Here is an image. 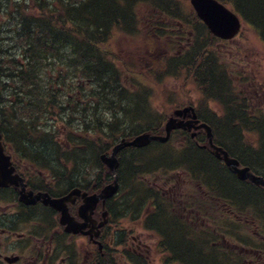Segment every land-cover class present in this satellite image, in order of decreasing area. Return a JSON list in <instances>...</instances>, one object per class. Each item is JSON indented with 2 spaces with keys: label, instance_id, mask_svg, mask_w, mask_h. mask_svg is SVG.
Listing matches in <instances>:
<instances>
[{
  "label": "rangeland",
  "instance_id": "1",
  "mask_svg": "<svg viewBox=\"0 0 264 264\" xmlns=\"http://www.w3.org/2000/svg\"><path fill=\"white\" fill-rule=\"evenodd\" d=\"M43 1L45 4L44 12L47 14L46 0ZM167 2H170L172 9L176 14H179L178 19L184 22L186 31H193L196 35V49H198L200 55L193 58L194 64L193 61L192 64L190 63V57L186 61L187 63L182 62L181 65L176 63L175 58L178 56L176 53L179 51L172 44L173 39L171 40L168 37L169 32L176 27L177 23L174 22L176 18L167 17L157 12V10L155 11L154 5H160L158 0L140 2L135 8V12L138 14L137 27L134 31L128 33L125 30L116 32L114 35L118 40L114 42L111 53L113 54L112 59L115 60L123 73L119 81H124L125 84L131 87H134V83L137 81H143L144 85L148 86L146 87V93L139 97H127L131 94H127L123 98L116 97V105L108 107L110 110L107 107L105 108V105H100L98 109L92 107L97 109L100 114L99 117H102L100 122L104 128L103 137L105 140L94 147L92 145L81 146L84 152L81 160L76 156L72 157V155L63 156L61 150L52 145V140L59 143L64 135L63 142L60 144L65 147L68 145L70 148V142L66 141L67 131L58 127L56 122L67 123L70 114V120L79 123L82 116L90 115L92 108L87 106V109L82 111L84 106L79 102L72 105L67 104L68 108L63 114L57 113L52 116L49 112H46L41 117L40 113L39 118L34 120L35 127L27 126L30 120L25 115L26 119L12 120L13 124L8 126L10 133L7 132V124L4 123L6 117L3 120L4 117L0 112V123L5 126V128L0 129L4 132L7 141L10 138L14 151L25 157V160H29L27 157L36 160L30 154L29 147L40 150L53 158L56 156L62 157L64 159L62 164L73 158L74 161L76 160L77 165L72 166V168L66 167V170L70 169L72 171L79 168L82 172H90L91 177L100 179V183L103 184L109 178L113 180V175L99 160V155L102 153L99 149L103 144H105V147L112 140L110 139L112 133L109 127H116L115 133H118L114 145L122 137H134L149 130L150 127L153 128L152 126L156 127L155 131L157 133L162 134L165 129V121L173 110L184 108L187 105L197 106L199 112L204 116H206L207 109H209L216 113L215 115L210 112V115L217 117L218 123L223 124L224 121L221 122V120L224 119L225 112L219 108L221 100L218 97H221V95L224 97L230 96L229 90L233 88L236 89V93H234L236 96L241 91L245 97L239 98L248 100L249 105L251 103L249 110L252 114L256 110L257 112L261 111L260 114L264 116V41L261 39L259 32L239 14L243 19L241 32L232 40L223 42L213 36L206 25L198 19L196 13L191 10L190 0H167ZM34 3H38V1L0 0V29L4 31L2 34L0 32V37H4L6 40L0 42L2 49H8L11 46L10 51H15L13 47L17 45V40L14 26L18 25L23 17H34L31 13H35L36 17L40 16L42 10L41 8L36 9ZM188 9L193 13L187 15ZM47 18L49 19V16ZM162 26L165 27L160 29L159 27ZM151 27L153 28L149 30L150 33L160 36L153 37L151 34L148 36L146 30ZM9 28H13V30L10 31ZM143 42L147 44V47L139 49L136 45ZM159 53L164 55L158 57ZM147 56L148 59H146ZM215 56L219 58L222 65H226L227 75L233 80V82L229 81L230 84L232 83L229 88L225 82H222L225 84L224 86H218L217 97L211 89L207 88L213 83V79L211 72L208 73V66L206 65L209 63L208 61L214 60ZM208 58L211 59L208 60ZM151 59L157 60L155 66L150 63L149 60ZM127 69H129V72H127ZM213 74L216 73L213 72ZM3 84L11 86L10 90L17 86L13 81L4 79ZM60 94L62 95L61 92ZM115 94L119 95L117 92ZM9 95L10 93L4 92L7 105L5 109L8 111L7 120H11L12 117L10 111L12 109L7 104V99L12 98ZM64 100L66 98L62 95V101ZM143 106L145 107L143 114L146 116L138 120L133 115V110L138 107L143 109ZM76 107H78L79 112L73 114ZM119 109L122 110L118 112V116H114V111ZM127 110L130 111V114H126ZM75 122L73 123L76 124ZM40 128H42L44 134L42 138H40ZM68 129L70 131V128ZM219 129L222 137L226 136L220 126ZM72 135H75V132H72ZM186 135V133L181 132L174 133L173 139L167 143L162 145L152 143L149 147L141 148L140 152L129 150L124 155L123 168L119 171L122 186L111 203L112 218L114 220L112 224L119 232L118 236L126 231H129L130 234L133 233V238H137L136 243H134V248L137 249H139V244L144 246L146 242L149 243L153 252V264H194L191 260H198L200 264H210V262L212 264H264V258L260 259V263H258V261L256 262L258 257L253 256L255 259L251 260V255L247 256L245 251L241 256V250L238 248L240 238L245 237L250 240L249 237H252L258 240L260 238L256 235L258 230L264 235V212H261V209L264 210L263 193L255 198L243 197L240 209H238L242 212L239 216L231 214V211L224 208L225 205H219L217 200L212 201L215 206L210 204L209 193L206 192V189L196 187L195 183L199 182L194 181V175H191L189 170H182L180 167L172 170L170 167L172 162L180 158L178 155L190 150V147L186 146L187 141L189 143L193 142V145L196 146V140L192 138L187 140L188 136ZM15 136L19 139L16 140ZM24 137L26 138L20 143V140ZM27 137H32L33 140L30 141ZM231 138L232 140L223 138V141L227 146L235 149V142L238 144L237 139L234 142V138ZM246 140H248L247 144L253 150L252 154L260 150L255 136L246 134ZM199 142L201 144L205 143L204 141ZM204 155L206 154H202V158ZM156 160L161 161L162 164L159 166L154 165L157 163ZM145 163H152L151 167L141 168L146 165ZM262 169L259 168L261 173L264 172V169ZM66 170L63 168V173ZM91 177L89 178L92 179ZM58 179L59 181H51L50 183L54 182V188L61 191L64 183L60 173ZM212 179L215 181L214 178ZM217 181L220 182L221 186L226 185L225 188L229 191L237 188L245 190L248 187V185H240L242 183L240 181H233V184L228 186L223 177H218ZM152 192H158L159 197L153 201L146 200L145 196L152 194ZM246 202H250L252 205H244ZM150 204L153 209L156 205L160 206V210L163 211H159L160 213L158 212L154 217L151 216L152 212L148 207ZM197 213H199V216L196 215ZM159 220L161 221L159 222ZM150 222L151 224H149ZM241 225H244V228ZM157 227H160V229ZM213 227L220 228V232L213 231ZM211 228L213 230H210ZM166 231L167 234H170V236H166V239L169 238L173 243L179 242L178 248L175 247L176 251L178 253L184 252L183 255L187 260H182L181 255L175 254L172 243L171 245L167 244L166 247L160 246L159 240L167 235ZM212 231L215 239H221L222 241L225 239L226 242L223 245L213 247V250H208L206 243L210 239ZM224 235L225 237H223ZM234 242L238 246L235 247ZM192 248L194 249L192 250ZM117 254L121 259V263L131 262L129 259L131 253L127 245L118 246Z\"/></svg>",
  "mask_w": 264,
  "mask_h": 264
},
{
  "label": "trees",
  "instance_id": "2",
  "mask_svg": "<svg viewBox=\"0 0 264 264\" xmlns=\"http://www.w3.org/2000/svg\"><path fill=\"white\" fill-rule=\"evenodd\" d=\"M36 1H38V3H34V7L36 9L41 8L42 10L40 16L36 17L35 13H31L34 17H23L22 21L14 26L16 28L15 37L17 45L14 46L13 49H15L16 53L11 54V46H9L8 49H2L0 47V112L4 117L3 120L6 117L4 123L7 124L8 133H10L8 126L13 124L12 120L26 119V115L30 120L27 126L35 127L36 124H34V120L39 118L40 113L41 117L44 116L46 112L55 116L57 113L63 114L68 108L67 104H77V100L73 99L72 101L68 95L60 91L66 98V100L62 101V95L58 89L56 90L57 93H55V88L50 84H42V82H40L46 77H49V73L46 72L47 67L42 65L44 61L48 62L51 59H53V61H70V66H74L76 69H79L83 64L82 70L77 76V81L82 83L85 81L91 82L92 80H104L106 82L103 85L104 89L110 90V92H107L108 96L105 99L106 105L111 104L115 106L116 97L123 98L126 97L127 94H131L127 95V97H139L146 93V90H140V92L127 90L126 92L119 93V95L113 92L115 89L112 87L110 88L109 83L111 85V83L119 81L123 73L117 66L115 60L112 59L113 54L111 51L113 47H110L107 42L112 38L115 27L126 26L129 24L131 18L134 19L138 16L137 12H135V8L140 2L151 0H46L49 14H45L44 12V1ZM221 1L242 15L247 23L259 32L261 39L264 41V0ZM158 2L162 4L163 0H158ZM154 6L157 7V5ZM47 16H49V19ZM9 29L10 31L13 30V28ZM0 32L2 34L4 31L0 29ZM2 41H6L4 37H0V42ZM64 53H67V55L65 56ZM50 55H53V58H50ZM188 55L190 56V63L192 64L193 58L198 57L200 54L198 53V49L193 47L188 51ZM208 62L209 63L206 65L208 66V73L211 72L213 79V83L209 86L213 85L216 87L214 94L217 97V91L219 90L218 86H224L225 84L222 82H225L227 83L226 86L229 88L232 85L229 81L233 82V80L227 75L226 65H222L219 62V58L215 56L214 60ZM28 72L34 73L32 78L28 76ZM127 72H129V69H127ZM213 72L216 74H213ZM3 79L13 81L17 86H14L10 90L11 86L3 84ZM5 89L7 90L4 91ZM4 92L10 93L9 97H12L11 99H7V104L12 109L10 110L12 114L11 120H7L8 111L5 109L7 105L5 103ZM229 92L230 96L228 97L222 95V98L218 97L221 100V105L219 107L224 109L231 106L232 116L222 119L221 122L224 121L223 124H219L218 121H212V123H214L215 132L218 135L217 138L220 141V137H222L219 129L220 126L224 134L228 136L227 138L232 140L231 137H233L234 142L237 139L238 144L235 142V149L228 146L231 155L233 154L235 157H238L243 164L249 165L250 167L256 168L257 166L264 169V116L255 113L252 114L250 112L251 103L249 105L248 100L239 98L245 97L241 91L237 96L234 94L236 93V89L233 88L229 90ZM25 97H28L30 104L26 108L27 110L24 109V111L21 112L19 109H22L21 106ZM103 103L104 100L99 99L92 107L98 109ZM80 104H83L84 107H82V111H85L87 109L85 102L81 101ZM138 108L143 114L145 107L143 106V109L140 107ZM97 109L92 108L90 115L86 114V116H82L81 122L79 123L70 120V114L67 123H58L55 121L58 127L67 131L66 141L70 142L69 145L72 143V132H75L76 141H78V146L80 147L90 145L94 147L104 142V128L100 122L102 117H99L100 114ZM207 111L216 115V113L209 109H207ZM78 112V107L74 108L73 114H78ZM211 113L206 114L205 117L212 116L210 115ZM235 118H238L240 123H238L237 128L233 130L234 132H229V127ZM0 128H5L4 124L0 123ZM68 128H70V131ZM109 128L112 133L110 136L112 140L109 141L105 147V144L101 146L99 150L102 151V153L111 152L117 140L118 133H115L116 127ZM41 129L42 128L39 130L41 132L40 138L44 135ZM178 132L186 133V136H188L187 140H191L192 136L190 132L175 131L174 133ZM233 133L236 136L230 137ZM246 134L257 136L258 148L260 149L258 152L252 154L253 150L250 148L251 146L247 144L248 140L245 141ZM27 138H29L30 141L33 140L32 137ZM63 139L64 135L59 143L52 140V145L57 146V149L61 150L63 156L72 155V157L76 156L81 160L83 156H79L74 147L71 146L69 148L68 145L65 147L60 144L63 142ZM198 142L199 141L196 142L195 146L193 142L189 143L187 141L186 146L190 147V150L182 155H178L180 158L172 162L170 167L172 170L177 169V167H180L182 170H189L191 175H194V181L197 180L199 182L197 184L195 183L196 187L206 189V192L209 193V201L217 200V203L222 206L235 205L240 207L241 196L238 194L234 193L228 196H219L214 190V186L220 189L221 187H226V185H220V182L217 181L218 177H223L226 180V184L230 186L229 184H233V181H238L235 175L231 173L223 162H219L210 151L199 146ZM129 150L136 152L141 151L133 147L124 149L120 153L121 163H124V155L128 153ZM202 154L206 155L202 158ZM152 163H145L146 165H143L141 168H150ZM64 164L66 167L71 164L77 165L76 160H68ZM161 164V161H157L154 165L159 166ZM212 178H214L217 183H215ZM203 180L207 181L212 187L204 185ZM157 197H159L158 192H152V194L145 196L146 200L150 199L151 201L155 200ZM222 198L225 199V203L222 202ZM244 205L252 204L246 203ZM154 206L153 209L151 204L148 205L150 212H152L151 216L153 217L159 211H163L162 209L160 210V206ZM196 215L199 216V213ZM160 221L161 220H159V222ZM149 224H151V222ZM157 228L160 229V227ZM173 251L178 256L181 255L180 258L182 260H187L183 255L185 254L184 252L178 253L176 250ZM191 262H193V260H191ZM106 264H112L111 260Z\"/></svg>",
  "mask_w": 264,
  "mask_h": 264
},
{
  "label": "flooded vegetation",
  "instance_id": "3",
  "mask_svg": "<svg viewBox=\"0 0 264 264\" xmlns=\"http://www.w3.org/2000/svg\"><path fill=\"white\" fill-rule=\"evenodd\" d=\"M174 22L177 23L176 27L169 32L168 37L173 39L172 44L178 48L179 52L176 54L179 56L196 47V35L193 31H186L183 21L174 20ZM163 27L165 26L159 28L163 29ZM152 28L146 30L148 36L151 34L149 30ZM151 35L153 37L160 36ZM227 40L221 39L223 42ZM136 46L140 49L147 47V44L143 42ZM162 55L164 54L159 53L158 57H162ZM148 58L147 56L146 59ZM149 61L152 65L157 62L156 59ZM209 113L207 112V114ZM189 114L191 113H188L186 119L190 117ZM8 139V141H3V148L9 161L3 158L0 162V264H106L109 260L112 264L154 263L149 243L145 241L146 244L144 246L139 244V249H137L134 248L137 238H133V233L130 234L129 231H126L118 236L119 232L112 224L114 220L111 203L115 197L107 199L105 203L101 200L93 211H88L86 217L81 214L80 207L85 201L82 194L87 193L90 196L99 193L107 183L113 181L111 178L101 184L100 179L91 177L90 172H82L79 168L72 171L66 170V165L62 164L64 160L62 157L53 158L30 147V154L36 160H32L30 157H27L29 160H25V157L14 151L10 138ZM15 139L19 138L15 136ZM24 139L22 138L20 143ZM10 156L12 165H10ZM70 160L74 161L73 158ZM72 166L75 165L71 164L67 168H72ZM12 167L13 171L11 172ZM63 168L66 170L65 173L62 171ZM59 173L64 183L61 191L54 188V182L50 183L59 181ZM72 179H74L72 184L66 182ZM176 185L174 186L176 187ZM74 189H80V195H73L65 205L73 223L77 224V230L69 231L68 223L62 222L63 210H59L51 204L48 205L43 198L36 199L35 196L38 193H44L52 198L61 199ZM241 213L237 212V214ZM102 222H104L103 225H101ZM241 226L244 228V225ZM213 231L220 232V228L215 227ZM213 231L206 243L208 250H213V247L226 242L225 239L223 241L215 239ZM165 233L167 234V231ZM256 235L260 237L258 240L252 237H249L250 240L245 237L240 238L238 248L241 250V256L245 251L247 256L251 255V260L258 257L256 262L260 263V259L264 258V235L259 230ZM166 236H170V234L164 235L159 240L160 246L166 247L167 244L171 245L172 243L173 250H176L175 247L178 248L179 242L173 243L169 238L166 239ZM121 245H127L130 250L129 259L131 262L121 263L117 254V248ZM234 246L236 247L238 244L234 242ZM195 262L194 264H200L198 260ZM210 264L212 263L210 262Z\"/></svg>",
  "mask_w": 264,
  "mask_h": 264
},
{
  "label": "bare ground",
  "instance_id": "4",
  "mask_svg": "<svg viewBox=\"0 0 264 264\" xmlns=\"http://www.w3.org/2000/svg\"><path fill=\"white\" fill-rule=\"evenodd\" d=\"M190 6H191V10L194 12V13H196V15H197V17H198V12H197V9H195V7H194V5H193V3H192V1L190 0ZM169 9V10H168ZM154 10L156 11L157 10V12H160V13H162V14H164L165 16H167V17H172V18H176L175 20H180V19H178V15L179 14H176V12L172 9V6H171V4H170V2H167V0H163V3L162 4H160V5H157V7H155L154 8ZM192 11H190L189 9L187 10V12H186V14L187 15H189L190 13H193ZM138 16H136L134 19L133 18H131L130 19V22H129V24L128 25H126V26H123V27H115V29H114V31H113V33H112V38L107 42V44H109L110 45V47H112L113 46V44H114V42L115 41H117L118 40V38L117 37H115V33L116 32H121V31H123V30H125L126 31V33H128V32H130V31H134L135 30V28L137 27V25H138ZM217 38H219L220 40H221V38L220 37H218V36H216ZM222 40H224V39H222ZM230 40V39H229ZM13 53H16V51H11V54H13ZM68 53V52H67ZM67 53H64V55L66 56L67 55ZM50 58H53V55H50L49 56ZM189 55H188V52H186V53H183L182 55H179V56H177L176 58H175V60H176V63L178 64V65H181L182 64V62H186V61H188V59H189ZM187 63V62H186ZM82 64V63H81ZM42 65L43 66H46L47 67V72L49 73V77L47 78H45V79H43L42 81H40V82H42V84H45V83H47V84H50L52 87H54L55 88V90H54V92L55 93H57V89L59 90V91H61L62 93H64L65 95H68L70 98H71V100L73 101V99L74 100H77L76 102L78 103H80V100L81 101H84L85 102V106H88V107H92V105H94V103H96L97 102V100H99V99H102V100H104V103H103V105H105V108L107 107V109H109L108 107H110L111 106V104H108V105H106V97L108 96L107 95V92H110V90L109 89H104V87H103V85L106 83L104 80L103 81H97V80H92L91 82H88V81H85V82H78L77 81V76H78V74H79V72H81V70H82V66H83V64L79 67V69H76L74 66H70V61H53V59H51V60H49L48 62H46V61H44V62H42ZM33 74L34 73H32V72H28V76L30 77V78H32L33 77ZM107 81V80H106ZM95 83V84H94ZM113 86H111L110 85V83H109V86H110V88L112 87L113 89H115V91H113V92H117V93H121V92H126L127 90H131V91H140V90H146V87H148V86H146V85H144V83H143V81H137L136 83H134V87H131V86H129V85H127V84H125L124 83V81H117V82H114L113 84H112ZM208 89H211V91H213L212 93L214 94V92H215V86H209V87H207ZM109 90V91H108ZM75 102V101H74ZM207 102V101H206ZM205 102V103H206ZM29 104H30V100L28 99V97H25L24 99H23V102H22V106H21V108L22 109H19L21 112H23L24 111V109H26L28 106H29ZM189 106H192V105H188V106H184V107H189ZM220 108V107H219ZM177 109H184V108H177ZM27 110V109H26ZM25 110V111H26ZM110 110V109H109ZM122 109H119V110H115L114 111V116H118V112L119 111H121ZM175 110V109H174ZM173 110V111H174ZM254 110V109H253ZM192 114H197V119L199 120V122H198V124H200V123H205V124H209L211 127H212V133H213V135H214V141H215V143L217 144V146H222L224 149H226V150H228V146L226 145V143L223 141V138H227V136H224V137H220V141L218 140V135L216 134V132H215V129H214V123H212V121L213 122H215V121H218L217 120V117H215V116H207V117H205L204 116V114H202L201 112H199V109H198V107L197 106H192V110L190 111ZM223 112H225V114H224V118H230V116H232V113H231V106L230 107H228V108H224L223 109ZM254 112H255V114H257V115H262V114H260V113H262L261 111L260 112H257L256 110H254ZM126 114H130V111L129 110H127L126 111ZM142 112L140 111V109L138 108H135L134 110H133V115L134 116H136V118L139 120V119H141V118H143V117H145V115L144 114H142ZM173 114V112L171 113V115ZM170 115V116H171ZM169 116V117H170ZM168 117V118H169ZM167 118V119H168ZM190 118V117H189ZM211 121V122H210ZM166 122V121H165ZM233 123L231 124V126L229 127V132H231V131H233V130H235L236 128H237V126H238V123H240V120L238 119V118H235L233 121H232ZM151 125H154V124H151ZM153 128H149V130H147V131H145V132H147L148 134H159V133H157L156 131H155V129H156V127H154V126H152ZM226 127H227V125H226ZM175 131H188V132H190L191 133V136H192V133L193 132H196V136H192V138L194 139V140H196V142L197 141H205V143H200V142H198V145L199 146H201V147H203L204 149H207L208 151H210V153L212 154V152H211V147L208 145V135H207V131H206V129L204 128V127H200V128H198V129H193L192 131H190V130H187V129H185V130H183V129H178V130H174V132ZM174 132H172V134H171V138L167 141V142H169V141H171L172 139H173V135H174ZM234 132V131H233ZM165 133V129H164V132L162 133V134H164ZM162 134H160V135H162ZM231 136H236L234 133L233 134H231L230 135V137ZM255 137H256V140H257V136L256 135H254ZM122 138H126V137H122ZM121 138V139H122ZM129 139H132L133 137H128ZM127 138V139H128ZM197 138V139H196ZM227 139H229V138H227ZM71 141H72V143H71V145H70V147L72 146V147H74V149H75V151L79 154V156H83V148H81L80 146H78V141H76V137H75V135H72L71 136ZM119 142V141H118ZM117 142V143H118ZM155 142H157V143H159V145H162L163 143H167V142H163V143H161V142H159V141H153L152 143H155ZM151 143V144H152ZM151 144L150 145H148V146H146V147H149V146H151ZM117 145V144H116ZM116 145H114L113 146V148L116 146ZM80 147V148H79ZM146 147H142V148H146ZM112 148V149H113ZM133 148H135V147H133ZM112 149H111V152H106V153H108V154H111L112 153ZM125 149H127V148H125ZM135 149H138V148H135ZM141 149V148H140ZM139 149V150H140ZM124 150V149H123ZM122 150V151H123ZM122 151H120L119 152V154H118V157H119V162H120V153L122 152ZM228 152H229V150H228ZM101 154H103V153H101ZM101 154L99 155V160H100V162L101 163H103L107 168H108V170L110 171V169H109V167L104 163V162H102L101 161V159H100V157H101ZM229 154H230V152H229ZM213 155V154H212ZM214 156V155H213ZM230 156L232 157H235L233 154L231 155L230 154ZM215 157V156H214ZM216 158V157H215ZM237 159H239L238 157H236ZM216 159H218V158H216ZM158 160H156V162H157ZM239 161H240V159H239ZM240 163H241V166H244V165H246V164H243L241 161H240ZM123 164L124 163H121L120 162V165H119V168H118V170H117V173H118V175H119V179H120V173H119V170L121 171L122 170V168H123ZM249 168H251V171L255 174V175H257V176H260V177H262L263 179H264V172H260L259 171V168L257 169V167L256 168H254V167H250L249 165H247ZM226 167L228 168V166L226 165ZM230 171H231V173L232 174H234L235 175V177H236V179L238 180V181H240V182H242L240 185H248V187H246L245 188V190H241L240 188L238 189H232L231 191H229L227 188H224V187H221V189L219 188V187H217V186H214V190H215V192H217V194L219 195V196H228V195H230V194H234V193H236V194H238L239 196H241L240 197V200H242L243 199V197L245 198V197H250V198H255V197H257L258 195H260L261 193H263V195H264V184H260L259 182H255V181H253V180H250V179H248L250 182H247L246 180L245 181H243V180H239L237 177V173L236 172H234V170L232 171L231 170V168H228ZM110 173H111V171H110ZM112 174V173H111ZM113 175V180L115 179V177H114V174H112ZM74 181V179H72V180H68V181H66V182H69V183H71L72 184V182ZM204 181V180H203ZM113 182V181H112ZM204 183V185H207V186H211L207 181H204L203 182ZM246 183H248V184H246ZM108 184V183H107ZM119 185H120V188H121V183H120V181H119ZM107 186V185H106ZM212 187V186H211ZM216 187V188H215ZM242 187V186H241ZM76 196H78V195H76ZM225 199L224 198H222V202L224 201ZM210 202V204H212L213 206H215V204H213L212 203V201H209ZM225 203V202H224ZM241 203V202H240ZM246 203H250V202H246ZM245 203V204H246ZM242 204V203H241ZM252 204V203H251ZM227 206H229V205H225V207L224 208H226V209H229L230 211H231V214H233V215H237V216H239V214H237V210L238 209H240L238 206H232V205H230L229 207H227ZM258 208H260V207H258ZM209 209V208H208ZM238 212H241V210H238ZM261 212H264V210H262L261 209ZM228 215V214H227ZM229 218H230V216H229ZM194 262H195V260H194ZM196 263V262H195ZM203 264V263H202Z\"/></svg>",
  "mask_w": 264,
  "mask_h": 264
},
{
  "label": "water",
  "instance_id": "5",
  "mask_svg": "<svg viewBox=\"0 0 264 264\" xmlns=\"http://www.w3.org/2000/svg\"><path fill=\"white\" fill-rule=\"evenodd\" d=\"M195 9H197L198 17L200 20L204 21L208 26L209 30L213 35L220 37L221 39L227 40L232 39L240 32L242 26V19L239 15L229 8L227 4L223 3L221 0H191ZM192 106L184 107V109H175L173 114L165 122V133L160 134H148L147 132H141L138 135L134 136L132 139L122 138L117 145L112 149V153H103L101 154V161L104 162L110 169L111 173L114 174L115 179L113 182H110L105 186L99 193L88 196L87 193L82 194L85 198L84 204L80 207V212L83 217H86L88 211H93L96 208V205L102 200L103 203L107 199L115 196L120 188L119 185V175L117 170L119 168L120 162L118 154L125 148L135 147L142 148L150 145L153 141H159L161 143L167 142L171 138L172 132L178 129H187L192 131L193 129H198L204 127L208 135V145L211 147L212 154L219 160L225 161L228 168L237 173V178L239 180H253L257 181L260 184H264V179L260 176L255 175L251 168L247 165L241 166L239 159L236 157H231L228 150L224 149L222 146H217L214 141V135L212 133V127L205 123L198 124L199 120L197 119V114H192L190 111ZM189 114L190 118L186 119L185 117ZM196 132L192 133V136ZM4 153L3 143H2V132L0 131V162L3 158L6 160L9 159ZM9 161V160H8ZM4 162V161H3ZM7 164V162H5ZM9 164V163H8ZM10 165L11 156H10ZM13 167L11 168V172ZM73 195H80V189H74L68 195L61 197V199H55L49 196L48 194L38 193L35 196L36 199L43 198L46 204L52 205L53 207L63 210L62 222L68 223L67 229L69 231H76L77 224L70 218L68 210L66 208V202L70 201ZM106 214V213H105ZM104 214V215H105ZM104 222L101 223L103 225Z\"/></svg>",
  "mask_w": 264,
  "mask_h": 264
}]
</instances>
